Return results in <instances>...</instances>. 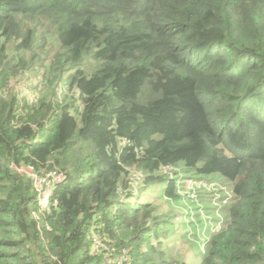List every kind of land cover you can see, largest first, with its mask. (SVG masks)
<instances>
[{
  "label": "trees",
  "instance_id": "obj_1",
  "mask_svg": "<svg viewBox=\"0 0 264 264\" xmlns=\"http://www.w3.org/2000/svg\"><path fill=\"white\" fill-rule=\"evenodd\" d=\"M180 165L232 183L199 264H264V0H0V264H103L93 234L121 264H190L166 249L183 218L142 198L178 197ZM22 166L66 175L46 210Z\"/></svg>",
  "mask_w": 264,
  "mask_h": 264
},
{
  "label": "rangeland",
  "instance_id": "obj_2",
  "mask_svg": "<svg viewBox=\"0 0 264 264\" xmlns=\"http://www.w3.org/2000/svg\"><path fill=\"white\" fill-rule=\"evenodd\" d=\"M5 92L14 94L20 102L24 99L35 100L43 94L38 72L29 71L12 78L5 87ZM166 170L169 174L164 173V176L175 179L178 197H166L163 189L165 187L160 184V186L148 187L142 193V198L149 200L155 206L162 204L161 209L167 212V216L183 218L185 225L181 227V232L178 231L175 241H165L168 244L167 252L176 259L199 264L207 250L211 235L220 230L229 219V204L234 200L232 183L217 174L199 175L196 170L187 169L183 165ZM20 173L28 174V170L22 166ZM140 175L141 170L138 168L130 169L128 182L132 191L139 190L137 183ZM32 186L36 193L37 206H48L53 184L39 187L38 184L33 183ZM92 240L94 253L104 254L103 264L122 263L121 256L110 255L113 251L110 240L96 234H93Z\"/></svg>",
  "mask_w": 264,
  "mask_h": 264
},
{
  "label": "built area",
  "instance_id": "obj_3",
  "mask_svg": "<svg viewBox=\"0 0 264 264\" xmlns=\"http://www.w3.org/2000/svg\"><path fill=\"white\" fill-rule=\"evenodd\" d=\"M21 169H22V167H20L18 170L20 171ZM27 170H28V175L30 176V179L32 180V182L35 185L38 184L39 187H42L45 184L59 183V182L64 181L66 178V175L63 172L57 171V170L49 171L45 175H37L31 169H27ZM50 196H52V192H51ZM47 208H48V206H46V207L40 206L41 210H46ZM98 244H100V243L98 242ZM99 249H101V248H99ZM99 249L97 250V252L99 251Z\"/></svg>",
  "mask_w": 264,
  "mask_h": 264
}]
</instances>
